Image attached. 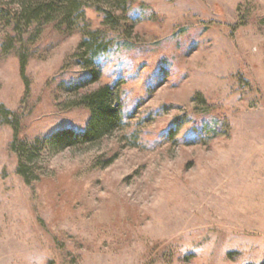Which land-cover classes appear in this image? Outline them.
Returning a JSON list of instances; mask_svg holds the SVG:
<instances>
[{
  "label": "rangeland",
  "instance_id": "1",
  "mask_svg": "<svg viewBox=\"0 0 264 264\" xmlns=\"http://www.w3.org/2000/svg\"><path fill=\"white\" fill-rule=\"evenodd\" d=\"M71 1L0 0V264H261L264 0Z\"/></svg>",
  "mask_w": 264,
  "mask_h": 264
},
{
  "label": "trees",
  "instance_id": "2",
  "mask_svg": "<svg viewBox=\"0 0 264 264\" xmlns=\"http://www.w3.org/2000/svg\"><path fill=\"white\" fill-rule=\"evenodd\" d=\"M73 2L75 1L69 0L70 5H72ZM96 56L97 54H94L92 57L95 58ZM97 78L98 77L93 74L89 81L94 82ZM83 85L85 84L83 83ZM82 102L83 106L87 108L91 114V118L86 127L79 130L75 128H65L54 132L53 135L47 139L48 145L53 150L65 149L79 142H86L108 135L115 128L114 126L126 116L124 110L115 106L112 90L108 86L84 94ZM261 264H264V261Z\"/></svg>",
  "mask_w": 264,
  "mask_h": 264
}]
</instances>
